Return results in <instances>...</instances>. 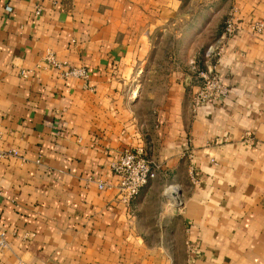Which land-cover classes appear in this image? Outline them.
<instances>
[{
	"label": "crops",
	"instance_id": "obj_1",
	"mask_svg": "<svg viewBox=\"0 0 264 264\" xmlns=\"http://www.w3.org/2000/svg\"><path fill=\"white\" fill-rule=\"evenodd\" d=\"M256 21L264 0H0V264H264ZM206 65L227 95L193 110ZM137 146L155 176L124 204L109 165Z\"/></svg>",
	"mask_w": 264,
	"mask_h": 264
},
{
	"label": "built area",
	"instance_id": "obj_2",
	"mask_svg": "<svg viewBox=\"0 0 264 264\" xmlns=\"http://www.w3.org/2000/svg\"><path fill=\"white\" fill-rule=\"evenodd\" d=\"M6 11L10 7H5ZM39 13V8L34 9V14ZM253 32H260L264 29L261 21L253 22L249 25ZM236 32L235 28V8L231 7L223 21V27L217 37L204 50V56L211 58L218 56L222 51L227 38ZM41 65L56 71L61 79L76 78L85 83L89 77L88 71L84 67L71 66L67 62L56 59L53 53L46 51L41 59ZM21 74L24 75L23 71ZM200 78V84L193 93L191 99V108L194 110L207 100L211 102L222 101L226 95V87L220 82L216 74L212 73L209 66H205L203 70L196 71ZM13 149L0 150V158L7 155H15ZM111 172L117 176L116 188L119 200L126 204L134 197L139 189L147 184L149 180L154 178L155 170L152 162L143 156V149L140 146L124 149L114 161L109 165ZM192 174V169L189 171ZM106 185L102 182L97 183L98 188H104ZM2 233L0 232V247L5 245Z\"/></svg>",
	"mask_w": 264,
	"mask_h": 264
},
{
	"label": "rangeland",
	"instance_id": "obj_3",
	"mask_svg": "<svg viewBox=\"0 0 264 264\" xmlns=\"http://www.w3.org/2000/svg\"><path fill=\"white\" fill-rule=\"evenodd\" d=\"M182 2H183V3H185V2H186V0H182ZM174 186H175V185H171V187H167V188H166V190H165V194H166V191H167V189H168V188H172V187H174ZM167 198H168V200L170 199V197H169V196H167ZM170 200H171V199H170Z\"/></svg>",
	"mask_w": 264,
	"mask_h": 264
}]
</instances>
